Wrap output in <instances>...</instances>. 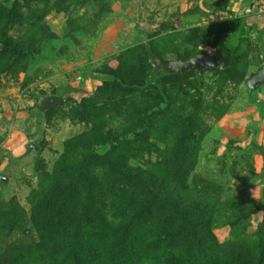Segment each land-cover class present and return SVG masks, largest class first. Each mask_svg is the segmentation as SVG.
<instances>
[{"label":"rangeland","instance_id":"1","mask_svg":"<svg viewBox=\"0 0 264 264\" xmlns=\"http://www.w3.org/2000/svg\"><path fill=\"white\" fill-rule=\"evenodd\" d=\"M258 2L0 0V264H264Z\"/></svg>","mask_w":264,"mask_h":264},{"label":"water","instance_id":"2","mask_svg":"<svg viewBox=\"0 0 264 264\" xmlns=\"http://www.w3.org/2000/svg\"><path fill=\"white\" fill-rule=\"evenodd\" d=\"M223 53L221 50H215L211 54L197 53L187 60L177 58L175 60H165L150 54V60L154 65V69L159 72L161 69L168 72H181L184 73L191 68H194L196 73L208 67L220 66L223 62ZM264 83V62L262 68L254 74L247 82L249 88H255L259 84ZM62 102V97L56 95H45L40 98L38 104L41 109L52 108Z\"/></svg>","mask_w":264,"mask_h":264},{"label":"trees","instance_id":"3","mask_svg":"<svg viewBox=\"0 0 264 264\" xmlns=\"http://www.w3.org/2000/svg\"><path fill=\"white\" fill-rule=\"evenodd\" d=\"M12 23H13V16H12L11 11H9L8 14H7L6 23H5L4 27H3V29L4 30L8 29L12 25ZM159 76H160V74L157 73L155 69H153L150 72V79L153 82H155ZM86 181L85 182L88 185L93 184L92 180L86 179ZM111 227L113 229V232L116 233V234H123V235L141 234V233H143V234H145V233L157 234V233L162 232L164 227H167V223L161 222V221H156L154 223H151V226H150L149 224H146V222H144V223L140 224L139 226L133 228L134 227L133 224L126 223L125 222V217L123 216L119 222L112 223Z\"/></svg>","mask_w":264,"mask_h":264},{"label":"built area","instance_id":"4","mask_svg":"<svg viewBox=\"0 0 264 264\" xmlns=\"http://www.w3.org/2000/svg\"><path fill=\"white\" fill-rule=\"evenodd\" d=\"M254 12L257 13H264V0H259Z\"/></svg>","mask_w":264,"mask_h":264}]
</instances>
